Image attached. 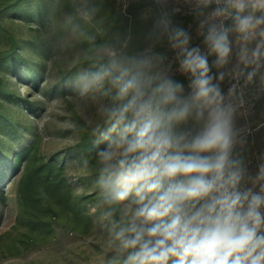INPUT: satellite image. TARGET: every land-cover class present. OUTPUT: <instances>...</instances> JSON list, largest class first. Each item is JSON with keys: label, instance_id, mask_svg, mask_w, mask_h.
I'll return each instance as SVG.
<instances>
[{"label": "clouds", "instance_id": "obj_1", "mask_svg": "<svg viewBox=\"0 0 264 264\" xmlns=\"http://www.w3.org/2000/svg\"><path fill=\"white\" fill-rule=\"evenodd\" d=\"M137 2L139 33L88 31L97 0H80L72 27L89 45L69 87L86 102L81 167L105 264H264V151L255 166L247 157L264 100V0Z\"/></svg>", "mask_w": 264, "mask_h": 264}, {"label": "rangeland", "instance_id": "obj_2", "mask_svg": "<svg viewBox=\"0 0 264 264\" xmlns=\"http://www.w3.org/2000/svg\"><path fill=\"white\" fill-rule=\"evenodd\" d=\"M41 1L45 6L42 7V14L39 13L42 5L39 0H25L27 14H24L27 18L24 14L4 16L7 25L22 38V44H25L23 52L33 51L32 63L37 60L42 62L37 85L33 80L16 78H13L12 83V88L23 98L38 101L36 112L32 113L22 105H7L10 112L15 113V118L34 124L36 137L41 139L42 152L46 156H56L63 161L69 179L76 185V192L82 195L90 194L94 191V177L82 169L83 159L80 153H76L75 147L80 140L81 131L85 128L82 114L86 102L75 100L69 87L75 68L83 66L73 65V61L82 54V49L75 44L74 34L67 25L68 15L59 3L55 0ZM30 41L35 42L36 47H31ZM5 43V40H0V49L5 47ZM21 66L23 68L24 64ZM1 68L0 75L8 78L11 73L6 68ZM3 101L7 102L6 99ZM263 117L264 100L257 101L248 117L251 133L262 125ZM17 129L11 133L10 140L2 132L0 138H5L16 148L20 147L28 136H33L29 131L23 130L22 125H18ZM262 151L264 130L258 137L253 138L252 147L247 154L253 166ZM4 184L7 200L0 201V264H105V233L97 221L101 211L97 207V200L87 202L93 221L90 226L74 229L61 220L55 224V229L49 237L40 236L36 241L22 242L21 239L26 237L23 228L17 223L19 207L10 177L4 180Z\"/></svg>", "mask_w": 264, "mask_h": 264}, {"label": "trees", "instance_id": "obj_3", "mask_svg": "<svg viewBox=\"0 0 264 264\" xmlns=\"http://www.w3.org/2000/svg\"><path fill=\"white\" fill-rule=\"evenodd\" d=\"M24 1L0 0V40L3 39L6 42L5 47L0 49V70L4 67L11 73L8 78L0 75V132L10 140L11 133L18 130V125H22L23 130L29 131L33 136H28L25 142L16 148L5 138H0V201L7 200L4 193V180L10 177L19 207L17 223L23 228V234L26 237L21 240L32 242L40 236L49 237L55 229V224L61 220L70 224L74 229H81L85 225L90 226L93 221L87 202L97 200V196L95 191L83 195L76 192V185L69 179L63 161L56 156H46L42 152L41 139L36 137L34 124L15 118V113H11L7 105L10 103L22 105L32 113H35L38 108L37 100L23 98L17 90L12 88L13 78L33 80L37 85L38 74L42 66L39 60L32 63L33 51L23 52L22 48L25 44H22V38L17 36L4 21V16L27 14ZM39 1L42 3L39 13L42 14V7L45 6L41 0ZM55 1L67 13V25L71 31L73 24H82L76 14L80 0ZM97 2L101 4V12L90 25L85 26L88 31L110 34L116 30L122 31L130 25L137 33L143 30L144 26L139 20V14L143 8L142 3H138L137 0H97ZM125 3L128 4L127 15L122 11ZM25 14L24 17L27 18ZM69 17H72L71 21ZM178 19L182 20L185 25L191 22L190 18L178 17ZM74 40L75 44L81 47L82 53L89 47L75 34ZM29 44L31 47H36L35 42L30 41ZM4 99L7 102H4ZM261 124L249 135L247 154L252 147L253 138L258 137L264 130V117ZM92 139L90 130L81 131L80 140L75 147L76 153H80L82 159L91 155L89 149Z\"/></svg>", "mask_w": 264, "mask_h": 264}]
</instances>
